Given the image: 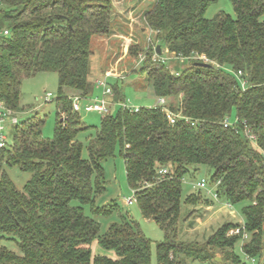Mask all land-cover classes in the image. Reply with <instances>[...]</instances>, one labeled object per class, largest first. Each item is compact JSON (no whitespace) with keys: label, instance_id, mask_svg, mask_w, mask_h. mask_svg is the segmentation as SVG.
<instances>
[{"label":"trees","instance_id":"obj_1","mask_svg":"<svg viewBox=\"0 0 264 264\" xmlns=\"http://www.w3.org/2000/svg\"><path fill=\"white\" fill-rule=\"evenodd\" d=\"M217 1L134 0L141 20L155 35L151 41L189 62L173 71L162 60L163 52L156 54L157 49L150 47L139 70L146 73L157 97L168 99L173 111L196 125L184 119L171 124L160 107L130 111L119 106L103 116L97 128L74 111L73 96H93L98 80H90L91 58L101 46L94 49L92 40L99 38L103 45L118 31L113 0H2L0 25L10 34L0 37V100L15 113L22 111V82L39 72H56L59 88L54 137H43L45 119L35 113L13 125L11 141L0 148V264H152L151 242L134 220L124 217L101 234L100 222L84 211L105 189L103 162L117 149L125 160L129 184L138 189L142 214L165 231V240L156 247L158 264H247L236 252L240 240L244 254L260 260L264 0H231L235 18L223 11L207 18L208 7ZM141 51L140 44H132L128 55L139 64ZM112 55H104L103 71L106 78H116V83H107L114 99L122 101L119 81L125 78L113 69L121 61L113 63ZM204 62L211 66L198 64ZM239 71L248 81L245 90L239 85ZM67 89L76 93L68 94ZM172 98H179V103ZM234 109L238 126H225ZM244 123L255 141L247 136ZM83 133L88 158L83 156ZM198 165L212 169L211 182L220 199L232 204L249 201L242 208L245 222L239 233L229 235L242 224L228 222L203 245L178 240L182 179ZM7 166L32 173L22 190ZM163 167L170 174L160 178ZM194 195L186 202H193ZM105 207L95 209V214H108L115 204ZM245 232L251 235L249 240H244ZM94 241L115 255L94 254Z\"/></svg>","mask_w":264,"mask_h":264},{"label":"rangeland","instance_id":"obj_2","mask_svg":"<svg viewBox=\"0 0 264 264\" xmlns=\"http://www.w3.org/2000/svg\"><path fill=\"white\" fill-rule=\"evenodd\" d=\"M153 1V0H152ZM113 15L115 17V25L118 31L111 40L103 41L99 38L92 40L95 53L91 58V72L90 80L95 83L97 80L106 78L103 71L105 56L112 55L110 60L121 61L120 63L113 64V69L117 70V76L124 77V81H119V86L124 91V103L130 107H153L158 103V97L155 95L152 84L149 83L146 73L141 72V55L145 56L146 50L150 47L160 45L155 41H151L154 35L153 31L147 27L146 23L141 20L140 12L134 4V0H113ZM226 12L236 17V13L231 0H218L211 4L207 11L206 17L213 18L219 12ZM264 18V16H263ZM154 38V37H153ZM109 41V42H108ZM140 44L142 51L139 53L138 59L130 57L128 50L130 45ZM164 49V48H162ZM111 50V51H110ZM111 52V53H110ZM162 60L173 71L179 72L186 68L189 62L182 58H176L172 53L167 50L162 51ZM157 54V53H156ZM137 71H133L134 69ZM116 73V72H114ZM109 76L113 74L108 72ZM115 75V74H114ZM107 82L110 84L116 83V78L107 77ZM59 77L56 72H39L34 76L28 77L23 80L21 86L22 100L21 105L24 107L22 111L17 113L19 121L26 119L29 116L38 113L45 119L42 128V135L44 138L52 139L55 133L57 121V109L55 99L58 96ZM103 88L96 86L93 92L94 97L102 94ZM71 89H67V93H71ZM51 94V97H47ZM175 104H178L179 98H172ZM119 106L113 107L116 112ZM116 110V111H115ZM80 115L82 120L87 125L99 127L101 119L104 116L99 112H87L84 108L81 110ZM231 124L237 121L236 110L234 109L228 117ZM6 131L8 140L11 141L13 132V125L6 121ZM95 131V129L93 128ZM87 133L81 135L85 146L83 149V156L89 157L88 142L86 140ZM105 170L104 179L102 183L105 189L96 194L93 204L84 206L85 214L89 217H94L100 222V233L107 232L113 223L121 222L124 217L134 220L142 233L147 237L152 246V264H158L156 256V247L158 243L165 240L166 235L164 229L152 217H145L142 214L140 206L137 201L128 205L127 199L135 197V190L129 184L125 160L117 149L114 157L107 159L103 162ZM6 171L18 189H23L25 184L31 179L32 173L21 170L18 166H7ZM212 169L207 165H198L197 170L192 168L182 181V206H181V221L178 240L190 242L197 245L205 244L206 240L217 231L223 224L231 223H244L245 217L242 213V208L249 203L244 201L238 204H233L231 207L225 205V201L216 199L214 191L216 185L211 182ZM206 179L209 183V189H198L196 182ZM210 190H212L210 192ZM195 194L196 197L193 202L187 203L186 199L189 195ZM207 199V200H206ZM208 201V202H207ZM186 202V203H185ZM74 204H79L75 201ZM110 204H115L111 212L108 214H95L94 210L99 208H106ZM251 235L245 240H249ZM263 248L260 260L249 258L242 250L244 244L243 240L237 242L236 252L247 264H264V225L262 236ZM13 247V244H9ZM93 253L100 255L114 256L113 251H108L99 246L97 241L93 243ZM221 254L220 252H218ZM221 258V257H220Z\"/></svg>","mask_w":264,"mask_h":264},{"label":"built area","instance_id":"obj_3","mask_svg":"<svg viewBox=\"0 0 264 264\" xmlns=\"http://www.w3.org/2000/svg\"><path fill=\"white\" fill-rule=\"evenodd\" d=\"M2 0H0V9L2 8ZM10 34L9 30L5 27H1L0 25V37L1 36H8ZM155 58V57H154ZM144 59V56L141 55V60ZM237 77L239 79V85L241 90H245L247 88L248 85V81L246 79L243 78V72L239 71L237 74ZM97 85L101 86L103 88L102 94L100 96L97 97H91V98H83L80 95H74L73 96V109L76 112H81V110L84 108L87 112H99L101 114L108 115L111 114L113 111V107L115 106H122L125 109H128L130 111H139L140 107H130L128 106L126 103H124V101H117L114 99L115 97V92L112 89L111 86L108 85L106 79L103 80H98L97 81ZM48 98L51 97V94H48L47 96ZM169 100L166 99L165 97H158V103L157 105L153 106V107H160L166 114L169 122L171 124H175L179 119H184L186 123L191 124V125H196V121H193L192 119H190L189 117L185 116L184 114H182V112H175L170 108L169 105ZM6 121L10 122V125H16L19 122V119L17 117V114L12 111L11 109L7 108L4 103L0 100V148L5 147L7 145L8 142V135H7V131H6ZM238 118L235 124H231L229 118L227 117L225 119V126H231L233 128L238 126ZM245 125V132L247 134V136L252 139V140H256V135H254L248 125L246 123H244ZM159 177L163 178L166 177L167 175L170 174V170L168 167H163L159 169ZM184 179V178H183ZM182 179V181H183ZM150 184H145L143 185V187H147ZM195 186L198 189H209V183L206 179H202L198 182H196ZM135 190V197L134 198H130L126 200V203L128 205L132 204L133 202L137 201V196H136V192L138 191V189H134ZM212 190H210L211 192ZM214 197L216 199H218L220 201L219 195L217 193V191H214ZM226 206L231 207L233 204L225 201L224 202ZM244 228V223H242L241 227L238 228H233L229 231V235H233V234H237L240 232V230ZM249 237V234L247 232L244 233V240L247 239Z\"/></svg>","mask_w":264,"mask_h":264},{"label":"water","instance_id":"obj_4","mask_svg":"<svg viewBox=\"0 0 264 264\" xmlns=\"http://www.w3.org/2000/svg\"><path fill=\"white\" fill-rule=\"evenodd\" d=\"M157 54L161 55L162 51H161V45H158L157 46ZM199 65H202V66H211V64L207 63V62H204V63H198ZM217 261H221V258L218 257L217 258Z\"/></svg>","mask_w":264,"mask_h":264},{"label":"crops","instance_id":"obj_5","mask_svg":"<svg viewBox=\"0 0 264 264\" xmlns=\"http://www.w3.org/2000/svg\"><path fill=\"white\" fill-rule=\"evenodd\" d=\"M71 91H72V92H71V95H73V94L76 93V91H74V90H71ZM92 97H94V95H93ZM171 101H173V99H171Z\"/></svg>","mask_w":264,"mask_h":264}]
</instances>
